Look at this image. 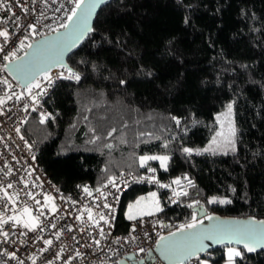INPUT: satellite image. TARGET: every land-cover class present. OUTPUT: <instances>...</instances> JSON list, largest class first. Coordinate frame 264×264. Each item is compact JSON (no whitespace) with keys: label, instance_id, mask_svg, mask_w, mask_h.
<instances>
[{"label":"trees","instance_id":"trees-1","mask_svg":"<svg viewBox=\"0 0 264 264\" xmlns=\"http://www.w3.org/2000/svg\"><path fill=\"white\" fill-rule=\"evenodd\" d=\"M68 64L80 79L57 82L46 101L55 118L41 123L33 113L23 129L65 194L155 169L160 179L196 181L189 197L160 207L169 227L197 219L193 208L201 205L210 213L264 218V0H112ZM7 81L3 99L20 89L11 76ZM230 102L235 151L185 153L215 135ZM156 155L169 156L166 168L159 160L141 166V156ZM151 190L157 188L124 192L118 232L130 228L128 205ZM212 196L230 203H209ZM225 249L202 256L221 262ZM240 250L235 264H264V250Z\"/></svg>","mask_w":264,"mask_h":264},{"label":"built area","instance_id":"built-area-1","mask_svg":"<svg viewBox=\"0 0 264 264\" xmlns=\"http://www.w3.org/2000/svg\"><path fill=\"white\" fill-rule=\"evenodd\" d=\"M0 4L5 5L0 8V30L6 29L9 33L7 43L0 37V45L4 46V51L0 52V81H3L10 76L4 67L9 60H4V55L16 51L18 58L28 49L27 44L63 28L60 25L68 23L67 17L74 3L72 0H19L18 4L16 0H0ZM21 5L27 8L26 12ZM33 24L34 31L29 28ZM26 35L28 39L21 49L20 41ZM67 69L57 66L48 72L53 77L51 86L43 76L39 77L46 94L39 96L38 102L20 86L9 94L12 99L6 98L0 105V220H7L0 225V233H9L7 238L0 235V264H110L131 253L138 259L145 258L161 236L179 229L180 225L169 227L161 216L152 214L130 221L127 232H118L116 217L124 192L134 185L153 186L159 191L160 207L165 209L189 197L196 186L193 178L179 179L180 183L176 184L177 179H160L156 170H148L140 174L122 172L110 176L100 191H93L86 185L92 195L84 192L85 186H77L65 194L39 164L36 144L23 134V129L33 113L40 119L42 113L51 114L44 122L55 118L46 101L58 81L75 80L66 78L69 75ZM61 73L63 76L57 78ZM39 91L33 88L32 93L35 95ZM17 96L21 98L17 99ZM110 181H114L116 187ZM181 192L187 195L174 194ZM105 203L110 208L103 207ZM24 208L29 209L32 217H39L35 231L7 219L29 220ZM88 210L99 225L89 220ZM100 214L105 215L109 223L99 220ZM45 240L52 243L46 244ZM11 253H15V258L9 255ZM202 261L201 255L182 264H202ZM152 264L164 263L157 259Z\"/></svg>","mask_w":264,"mask_h":264},{"label":"snow or ice","instance_id":"snow-or-ice-1","mask_svg":"<svg viewBox=\"0 0 264 264\" xmlns=\"http://www.w3.org/2000/svg\"><path fill=\"white\" fill-rule=\"evenodd\" d=\"M16 2L19 4V0H16ZM72 2L74 3V7L71 9V14L68 15V17H67V20L69 22H71L72 31L70 33L65 34L66 40L69 41V43L67 45L68 47L75 46L76 42L79 39H81L86 33L92 31V29L90 27H88L87 21H88V17L90 16V14L92 12V9L95 6V0H72ZM4 6H5L4 4H0V8H3ZM8 7H9V10H11V6L9 5ZM21 7H22L23 11H25V12L27 11L26 7H23L22 5H21ZM57 11H59V9H57ZM60 27L68 29L70 27V24L64 23V24H61ZM29 28L34 31L35 25L34 24L29 25ZM0 37H3L5 43H7L8 39H9L8 31L6 29L0 30ZM27 39H28V37L26 35L24 37V40L20 41V48L21 49L25 47V40H27ZM27 47L31 48L32 44H30V43L27 44ZM3 51H4V46L0 45V52H3ZM16 58H17L16 57V51H12V52H9L8 54L4 55L3 59L9 60V62H10L9 64H5L4 67L8 68L11 64V61L15 60ZM21 59H23V58H21ZM41 63H43V61H41ZM56 65H59L60 67H66V65H64L61 61H56L53 65L45 64L44 67H40V68H36L34 66L27 65V64L16 65V70L23 77H26V78L30 77V80L25 85V88L27 89V92L33 101L38 102V97L46 94V90L44 88H42V86H41L39 77L43 76V79L48 81V86H51L52 81H53V77L48 75V72L50 71V68L52 66H56ZM67 71H68L69 75L66 78L75 79L77 81L80 79L79 74L75 73L71 68H68ZM62 76H63V74L61 73L60 77H57V78H61ZM0 83L7 84L8 81L3 80V81H0ZM33 88L40 89V91L35 93V95H33V93H32ZM22 95H23V93H21V96ZM21 96H17V99H20ZM7 99H12V96L11 95L7 96ZM4 103H5V99L0 98V105H2ZM231 113H232V105L229 104L227 106V112L223 115L225 118H228L231 116ZM50 115L51 114L42 113L41 114V123H43L45 120H47L50 117ZM177 123H179V121H177ZM235 135H236V128L234 126V122L231 119L227 120V133H225L224 131H221L220 133L217 134L218 137L222 138L219 143H221V144L226 143V144L232 145V151H235V140H234ZM217 143H218L217 140L214 138L213 144H217ZM183 151L185 153L191 154L193 151L199 152L200 150H194L191 148H184ZM203 151H205V152L215 151V149L212 147H209V148L203 149ZM168 159L169 158L167 156H141L140 157V163H141V166H143L144 164L147 163L148 160H159L160 166L162 168H166ZM149 171L154 172L155 169H149ZM110 183H112L113 187H116V184L114 181H110ZM174 183L179 184L180 180L177 179L176 181H174ZM189 184H191V181H189ZM8 187L10 188L11 185L9 184ZM162 187H167V185H162ZM83 190L88 195H92V192L88 189L87 186H85ZM96 191H100V189H97ZM174 194L175 195H187V193H185V192L174 193ZM4 195L8 196V193L5 192ZM152 197H153V205L155 206V210L160 211L158 201H156L154 199L155 193L152 194ZM9 199H11L10 196H9ZM48 199H51V198L49 197ZM141 199H143V198H141ZM214 202H217L216 198H213L212 200L209 201V203H214ZM218 202L221 204L230 203V201H228V200H219ZM103 207L110 208V205L105 203L103 205ZM23 212L28 215L29 220H21L19 217H8L7 219L8 220H16V223H22L24 227L35 231L36 228L38 227L39 217H32L28 208H24ZM151 214H152L151 212L148 213V215H151ZM88 218L93 223L99 225V221L93 219L91 210H88ZM135 218L136 217L134 215H132L130 212L128 215V219L133 220ZM206 218L208 220L213 219V217H211V216H207ZM99 220L104 221L106 224L109 223L108 219L103 214H100ZM4 223H7V220H0V225H2ZM202 224H203L202 220H197L196 217L193 216L191 222L180 225V227L177 231L178 232H184V230H186V229H193L194 230V229H197L198 225H202ZM247 224L248 225L264 226V221H259V222L249 221V222H247ZM0 235H3L5 238H7L9 233L8 232H2V233H0ZM101 235H103L102 229H101ZM169 235L175 236L176 233H170ZM229 235H238L241 239L249 238V239L254 240L256 244L264 246V227L258 228L255 226H245L242 228L233 229V228H229V227H226L223 225H217V226H213L210 229L205 230V234H200V233H196V232L188 233L185 235V237L180 242H178L172 246H166V247H168L169 251L174 255L183 254L184 256L191 257V256L197 255V253H199L205 249L206 245H204V243H203V241L205 239L213 240V239H217L218 237L223 238V237H227ZM165 239H166L165 237L161 236L160 240L157 241V244L159 245ZM45 243L51 244L52 241L45 240ZM96 243H99V241H96ZM245 247L247 248V250L249 252L255 250V248L253 246H249L247 244L245 245ZM9 255L12 258H15V253H11ZM242 255L243 254L241 251H239L237 249L230 248L228 250L229 264H233V258L234 257H242ZM181 264H182V261H181ZM202 264H207V262L206 261L202 262Z\"/></svg>","mask_w":264,"mask_h":264},{"label":"water","instance_id":"water-1","mask_svg":"<svg viewBox=\"0 0 264 264\" xmlns=\"http://www.w3.org/2000/svg\"><path fill=\"white\" fill-rule=\"evenodd\" d=\"M112 0H95V6L92 9V12L90 16L88 17V27H90L93 30L94 21L100 10L110 3ZM68 24H70V27L68 29L61 28L59 30H56L55 32H52L40 39L35 40L32 42V47L28 48L25 53H23L21 56L16 58L15 60L11 61L10 66L7 68L10 76L23 88H25V85L29 82L30 77H23L17 70L16 65L20 64H27L34 66L36 68L44 67L45 64L53 65L56 61H61L66 67L69 66L68 64V58L71 56L78 48L83 44V42L87 39L89 34L86 33L81 39H79L75 46L68 47L69 41L66 40L65 34L70 33L72 31L71 22L68 21ZM23 58V59H21ZM43 61V63H41ZM10 62H7L9 64ZM56 66H52L50 68L53 69ZM193 211L197 214V219L202 220L203 224L198 225L197 229H186L184 232H178L177 230H174L172 232H169L163 237L166 239L161 242L159 245L156 243L153 250H151L145 258L138 259L136 254L131 253L126 255L125 257H122L119 259L118 264H152L157 259L161 260L164 264H181L186 263L190 259L194 257H198L201 255H206L212 252L213 250L219 248V247H237L239 249H244L247 253H256L258 251L264 250V246H261L259 244H256L254 240L249 238H243L241 239L238 235H229L227 237L220 238L213 240H207L205 239L203 241L204 245H206L205 249L195 256L187 257L183 254H172L169 251V248L166 246H172L178 242H180L186 234L196 232L200 234H205V230L212 228L213 226L217 225H223L229 228H242L245 226H255V227H264L260 225H248L247 222L254 221H264L263 219H258L255 217H236V216H225L221 215L216 212H208L206 207L204 205L196 206L193 208ZM211 216L213 217L212 220H208L206 217ZM170 233H176L175 236H170ZM160 240V238H159ZM158 240V241H159ZM253 246L255 248L254 251L249 252L245 245ZM167 257V258H166Z\"/></svg>","mask_w":264,"mask_h":264},{"label":"rangeland","instance_id":"rangeland-1","mask_svg":"<svg viewBox=\"0 0 264 264\" xmlns=\"http://www.w3.org/2000/svg\"><path fill=\"white\" fill-rule=\"evenodd\" d=\"M231 104L232 105V113H231V116L228 117V118H225L223 114H225L227 112V106ZM224 111L220 112L219 115H218V130L217 132L215 133V135H213V137L205 144V145H202V146H199V147H196V148H193L194 150H200L199 152L197 151H193L195 153H227V152H231L232 151V145L230 144H226V143H219L221 141V137H218L217 134L220 133L221 131H224L225 133H227V120L228 119H231L233 122H234V126L236 128V123H235V117H234V114H233V102H230ZM237 130V129H236ZM214 138L217 140V144H213V140ZM235 140V138H234ZM209 147H212L215 149V151H208V152H205L203 151V149L205 148H209ZM235 149H236V144H235ZM156 156H161V155H156ZM164 156H167V155H164ZM169 158V156H167ZM152 192L155 193L154 190H151V193H147L149 194L148 197H146L147 195L143 194L140 199H138L135 203H133V205H130V207H133V209L135 211H138L140 210L141 208L143 209L142 205H140L142 203V201L144 199H147V200H150V205H152L153 203V197H152ZM143 198V199H141ZM213 198H216L217 202H214V203H219L218 201L219 200H228V198L226 197H219V196H212L210 200H212ZM139 202V203H138ZM221 204V203H220ZM225 204V203H224ZM232 248V249H237L239 251H241L239 248L237 247H227L225 249V259H223L221 262H214L213 260H211L210 258H208L207 256L203 258V261L202 262H207V264H229V256H228V250ZM236 260H237V257H234L233 258V264L236 263Z\"/></svg>","mask_w":264,"mask_h":264},{"label":"crops","instance_id":"crops-1","mask_svg":"<svg viewBox=\"0 0 264 264\" xmlns=\"http://www.w3.org/2000/svg\"><path fill=\"white\" fill-rule=\"evenodd\" d=\"M155 191V200L156 201H158V204H159V208H160V197H159V193H158V191L157 190H154ZM147 193H151V191H149V192H147ZM147 193H145L147 196L146 197H148V195L149 194H147ZM152 193H154V192H152ZM144 194V195H145ZM143 195V194H142ZM142 195H140V196H138L136 199H135V201H132L129 205H128V207H127V210H126V215H127V219H128V215H129V213L131 212V214L132 215H134L136 218L135 219H137V218H140V217H143V216H147L148 215V213L149 212H151L152 214H157L159 211H156L155 210V206L152 204V205H150V200H147V199H144L143 201H142V203L140 204V205H142V207H143V209L141 208L140 210H138V211H135L134 209H133V207H130V205H133V203H135L138 199H140V197L142 196ZM153 203V202H152ZM151 214V215H152ZM134 220V219H133ZM128 221H132V220H130V219H128Z\"/></svg>","mask_w":264,"mask_h":264}]
</instances>
